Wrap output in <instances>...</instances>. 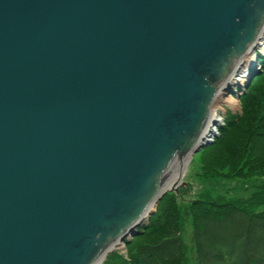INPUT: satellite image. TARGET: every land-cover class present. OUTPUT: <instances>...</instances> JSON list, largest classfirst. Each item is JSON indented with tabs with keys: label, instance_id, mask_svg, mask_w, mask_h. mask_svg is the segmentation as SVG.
<instances>
[{
	"label": "water",
	"instance_id": "1",
	"mask_svg": "<svg viewBox=\"0 0 264 264\" xmlns=\"http://www.w3.org/2000/svg\"><path fill=\"white\" fill-rule=\"evenodd\" d=\"M260 39L264 0H0V264L135 236Z\"/></svg>",
	"mask_w": 264,
	"mask_h": 264
},
{
	"label": "trees",
	"instance_id": "2",
	"mask_svg": "<svg viewBox=\"0 0 264 264\" xmlns=\"http://www.w3.org/2000/svg\"><path fill=\"white\" fill-rule=\"evenodd\" d=\"M258 63L264 68V62ZM240 101V114L218 128L220 135L208 145L209 153L215 164L224 162L240 177L262 176L264 70L252 80ZM206 162L210 163L209 159ZM208 165L201 166L211 168ZM212 167L214 171L222 169ZM210 173L214 172L206 175L212 176ZM168 195L169 204L160 209L165 198L160 200L148 227L135 235L133 240L139 241L127 244L126 256L109 253L101 264H184L181 219L183 224L189 221L191 225L194 264H264V179L246 199L226 200L204 193L180 206L173 194Z\"/></svg>",
	"mask_w": 264,
	"mask_h": 264
},
{
	"label": "rangeland",
	"instance_id": "3",
	"mask_svg": "<svg viewBox=\"0 0 264 264\" xmlns=\"http://www.w3.org/2000/svg\"><path fill=\"white\" fill-rule=\"evenodd\" d=\"M264 43H260L258 49L261 47L263 48ZM257 49L255 56L252 57V63L250 67V72L252 71H260L262 72L264 68H262V63L259 64L260 68H257L256 70H252L257 66V62H264V53H260ZM255 60V62H254ZM257 61V62H256ZM250 74V73H249ZM262 73H260L261 75ZM246 73L244 75V80L239 82L240 84H244L246 80ZM248 76V74H247ZM259 76V73L256 74L252 80H255L256 77ZM250 81L247 88H245L244 91L236 92L238 94V97H236L235 93L228 92L225 93L220 101L218 99L215 100V102L212 105V113L217 114V116L220 119V127L221 129L226 126V123L229 119H234L237 114H240L242 104L240 101V95H242L243 92H246L249 87L251 86ZM233 90H236L237 87H232ZM238 90V88H237ZM224 100V101H223ZM215 109V110H214ZM216 128V127H215ZM220 129V130H221ZM220 130H218L217 135L213 136L211 138L212 142H214L217 137L220 135ZM207 159H209L210 163L206 162ZM209 164L211 168L209 169H203L201 165ZM217 165L218 167H221V170L214 171V168L212 166ZM224 165V162H216L212 157V155L209 153L208 146L201 149L199 152L194 154L189 161L186 163V165L183 168V171L180 176L181 182L184 184V186H180L177 188V193L173 192H166L160 200L164 199V202L161 203L160 209L165 208V205L169 204V195L173 194L174 199L179 203L180 206L186 202H192L193 200L197 199L200 195L207 193L211 196H220L223 197L226 200L230 199H246L248 198L255 190L256 186H258L262 180L264 179V175L262 176H247V177H240V174L238 172H234L232 169H227ZM213 171L214 173H210L212 176L206 175V173ZM159 200V201H160ZM158 201V203H159ZM157 203V204H158ZM157 204L155 205L153 211L151 212V215L148 219V222H144L140 228H138L137 232L139 234H142L143 231L148 227L150 218L154 215V212L156 211ZM159 209V207L157 208ZM182 211V210H181ZM180 236L184 245V264H194L192 260V253H191V245H190V231H191V225L189 221L182 223V219L180 220ZM135 236L128 237L126 240H124L121 244L120 248H115L110 253H117L118 255H121L123 257L126 256L127 251V244L132 243L133 245L135 242L138 241L133 240ZM130 245V247H131ZM109 254H107L108 256ZM106 256V257H107ZM104 258V260L106 259ZM103 260V261H104ZM102 261V262H103ZM101 262V263H102Z\"/></svg>",
	"mask_w": 264,
	"mask_h": 264
},
{
	"label": "bare ground",
	"instance_id": "4",
	"mask_svg": "<svg viewBox=\"0 0 264 264\" xmlns=\"http://www.w3.org/2000/svg\"><path fill=\"white\" fill-rule=\"evenodd\" d=\"M262 40H264V39H260V42L262 41ZM259 41V40H258ZM259 42V43H260ZM256 49H258V48H256ZM254 50V52H253V56H255V53H256V51L257 50ZM259 50V52L260 53H264V45H263V48H259L258 49ZM252 56V57H253ZM254 62H255V60H254ZM257 62V61H256ZM254 65H255V63H254ZM256 65L258 66L259 65V63L257 62L256 63ZM248 70L250 71L251 69L250 68H247V70H246V73L248 74ZM252 70H256V68L254 67ZM234 79H237V80H235V82H237V83H239V82H241L243 79H244V75H241V73L240 74H237V76L234 78ZM240 84V83H239ZM241 86L242 85H244V84H240ZM234 87H237L236 85H234ZM217 99H219L220 100V97H218ZM240 99H241V95H240ZM224 101V100H223ZM215 110V109H214ZM213 117L216 119L215 121H214V123H212V125H213V127H212V129H211V135H210V139L213 137V136H216L217 135V132H218V128L220 127V119H219V117L217 116V114H213ZM216 127V128H215ZM186 159H184L183 161H180V162H177L175 165H174V167L172 168V170L169 172V174L167 175V177H166V183H165V186H164V188H166V189H169V188H171V187H174L177 183H178V180H179V178H180V176H181V173H182V171H183V168H184V166L186 165ZM154 207L155 206H153V207H151L150 209H149V211L150 212H152L153 211V209H154ZM145 219V217L143 218V220ZM144 222H141V224H143ZM122 243V242H121ZM120 248L121 247V244L119 243L117 246L114 244L110 249H109V251L110 252H112V250L113 249H115V248ZM109 252V253H110ZM108 253V254H109Z\"/></svg>",
	"mask_w": 264,
	"mask_h": 264
},
{
	"label": "built area",
	"instance_id": "5",
	"mask_svg": "<svg viewBox=\"0 0 264 264\" xmlns=\"http://www.w3.org/2000/svg\"><path fill=\"white\" fill-rule=\"evenodd\" d=\"M254 67H255V65H254ZM255 68L257 69V68H260V67H259V65H258V66H256ZM244 79H245V78H244ZM244 79H243V80H244ZM241 87H242V86H241L240 84L237 85L238 90H237V88H236L235 91H237V92L242 91V90H241V89H242ZM232 89H233V88H232ZM212 127H213V126H212Z\"/></svg>",
	"mask_w": 264,
	"mask_h": 264
}]
</instances>
